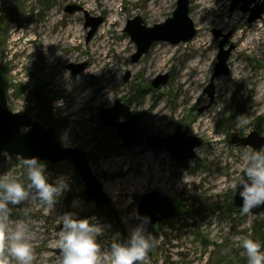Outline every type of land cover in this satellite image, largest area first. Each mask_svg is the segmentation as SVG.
Instances as JSON below:
<instances>
[{
	"label": "rangeland",
	"instance_id": "obj_1",
	"mask_svg": "<svg viewBox=\"0 0 264 264\" xmlns=\"http://www.w3.org/2000/svg\"><path fill=\"white\" fill-rule=\"evenodd\" d=\"M152 1L153 4L151 0H109L106 7L107 0H0V105L11 112H28L45 126H54L62 145L84 149L111 198L107 207L90 199L72 161L57 164L42 161L50 181L63 176L69 187L54 207L43 204L34 192L20 205L9 206L10 221H23L34 235L33 264H61L62 257L57 251L65 213H73L78 218H96L105 228L100 239L107 245L117 234L122 240L123 229L129 234L139 225L140 197L153 190L171 196L179 212L176 217L157 223L151 233L157 243L143 264H248L240 241L251 237L264 246V210L244 215L233 204L236 193L233 185L243 176L241 156L249 149H259L234 144L232 134L245 137L256 131L264 136V106L252 112L259 91L264 92V55L241 48L234 37L235 31L241 29L229 23L239 16L237 26L251 27V8L256 3L252 2L244 11L243 1L232 10L234 0H219L218 6L215 4L218 0H210V8L200 12L199 19L190 14L197 28L195 37H206L207 48L194 43L195 37L179 44L160 40L140 59L134 60L137 45L125 32L128 21L140 16L147 26L163 23L172 16L178 0ZM197 2L190 0V12L197 11ZM72 4L82 9L67 12L65 7ZM100 18L101 23L89 37L91 25ZM254 22L264 32V11ZM74 24L79 28L80 44L60 47V57L53 67L48 66L43 54L44 38L66 31ZM107 27L110 28L108 41H111L107 53L111 52L102 61L103 49L98 48L94 54L93 48L100 41L98 35ZM216 29L220 30V36L214 33ZM226 35L224 48L232 47L227 62L229 72L214 78V99L211 100L205 89L216 71L220 42ZM123 42L126 46H121ZM162 43L166 47L161 52L170 47L177 51L171 54L167 66L156 69L155 57L161 55L155 51ZM93 57L100 58L98 69L101 68L102 74H111L113 82L120 85L112 87L113 99L98 96L96 88L103 83L101 77L86 74ZM237 57L249 76L243 84L232 79ZM110 58L112 62L108 61ZM203 58L207 59L209 69L199 74L197 80H193L194 72L190 73L187 81L191 87L186 90L181 82L182 73L193 60ZM80 63H86L85 69L73 74L68 65ZM166 73L170 74L168 83L154 88L152 80ZM58 74L66 75V85L55 81ZM222 79L228 88L226 97L219 95ZM78 84L87 87L86 98L78 99L80 95L74 88ZM247 86L253 89L248 90ZM116 101L127 103L151 133L173 135L182 126L188 135L200 138L202 144L195 149L196 157L179 161L170 151L151 148L144 142L139 147H117L121 139L116 130L103 127L99 118L101 108L113 107ZM159 104L165 105L170 117L159 119L152 115ZM207 107L217 109L218 114L204 130L198 114ZM241 116L247 119V124L239 123ZM23 160L18 155L1 153L0 174L7 173L27 183ZM158 172L163 173L159 180ZM131 181L136 183L132 185ZM105 184L110 191L104 188ZM108 211L113 216H108Z\"/></svg>",
	"mask_w": 264,
	"mask_h": 264
},
{
	"label": "water",
	"instance_id": "obj_2",
	"mask_svg": "<svg viewBox=\"0 0 264 264\" xmlns=\"http://www.w3.org/2000/svg\"><path fill=\"white\" fill-rule=\"evenodd\" d=\"M244 4L241 8L246 11L252 2L256 5L251 8L250 21H255L262 17L264 11V0H234L232 10L241 2ZM76 6H67L68 12H75ZM100 18L97 23L92 24V30L89 37L96 31L101 23ZM90 25V22H87ZM125 32L131 36V39L137 45V52L134 60L140 59L147 53L155 41H169L172 44L186 42L195 37L197 28L190 17V0H178L171 17L165 22L147 26L144 20L137 16L128 21ZM216 36H220V30H214ZM228 40V36L220 42V51L218 54V64L214 72L210 84L205 91L214 99L213 80L219 73L229 72L228 58L232 49H225L224 45ZM68 67L73 74L82 72L86 63L70 64ZM170 74H159L151 82L154 88L167 84ZM102 126L112 127L116 129L118 137L122 140L123 148L139 147L141 145L140 136L146 138L145 145L157 149H166L171 155L179 161L190 160L196 157L195 149L202 144L198 137L188 135V132L179 126L173 135H161L150 133L141 124L140 120L125 103L116 101L115 106L103 107L99 114ZM123 118V119H121ZM27 128L26 131L22 129ZM232 142L238 146H251L255 149L264 147V136L259 135L256 131L248 136L237 137L236 133L232 134ZM8 153L10 155H18L21 158L37 157L40 161H48L53 164L62 161H72L78 171L79 176L85 184L86 195L94 200L97 205L107 207L110 205L111 199L103 189L101 180L94 173L88 154L81 148L63 146L56 134L55 127H46L38 121H33L32 117L25 111L11 112L4 106L0 105V154ZM233 204L241 207L242 199L239 196V188L234 195ZM178 205L171 196L160 193L156 190L144 193L139 200L138 217L139 224L142 223L144 217L150 218L147 224V231L151 234L157 226V223L176 217L178 214ZM264 210V205L254 208L251 213L258 214ZM128 232L122 230V241L128 237ZM60 253V251H57Z\"/></svg>",
	"mask_w": 264,
	"mask_h": 264
},
{
	"label": "clouds",
	"instance_id": "obj_3",
	"mask_svg": "<svg viewBox=\"0 0 264 264\" xmlns=\"http://www.w3.org/2000/svg\"><path fill=\"white\" fill-rule=\"evenodd\" d=\"M238 121L248 123L242 116ZM241 159L243 176L237 178L233 188L236 191L239 188L241 213L247 215L264 205V149H249ZM23 165L27 183L7 173L0 174V264H11L13 260L15 264H33L35 258L31 243L34 235L23 221H10L9 206L20 205L34 192L43 204L54 207L69 187L63 176L50 181L45 164L37 157L25 158ZM149 222L150 218L144 217L141 224L130 230L126 240H120L117 234L105 245L100 239L105 228L96 218H78L73 213H65L58 239L61 264H143L157 243L147 231ZM240 247L248 264H264V246L260 241L245 237Z\"/></svg>",
	"mask_w": 264,
	"mask_h": 264
},
{
	"label": "bare ground",
	"instance_id": "obj_4",
	"mask_svg": "<svg viewBox=\"0 0 264 264\" xmlns=\"http://www.w3.org/2000/svg\"><path fill=\"white\" fill-rule=\"evenodd\" d=\"M150 1V0H149ZM210 0H198L197 2V11H191L190 14L195 15L197 19L198 18V14L200 12H202L204 9L206 8H210ZM89 3V7L92 6L91 2ZM148 3V2H147ZM151 3L153 4V1L151 0ZM215 4H217V6L220 4L219 0L215 2ZM105 6L108 7L109 6V0H107V2L105 3ZM214 7V6H213ZM104 9V8H103ZM228 17V16H227ZM235 18V17H234ZM109 20V19H108ZM240 21V17L238 16L236 18L235 21H233L232 23H229V25L233 26L235 29H241L238 31H235L234 33V37L235 40L238 43H241V48H250L252 49V51L254 53L257 54H261L264 55V32L261 29V27L259 25H255L256 22H253V25L251 27L247 26L244 29V26H237L238 23ZM117 22V21H114ZM229 21H227L228 23ZM94 24V23H93ZM113 23H111L112 25ZM92 27V26H91ZM104 27V26H103ZM93 28V27H92ZM109 30L110 28L107 27L105 28V30H103L101 32V34H99L98 36H101L100 41H98L99 43L94 44V48H93V52L94 54H96V52L98 51V48H102L103 52H100V57L103 56L102 61H104V59L106 57H110V52L107 53V46L109 43H111V41L109 42L108 40H110L107 35L109 34ZM79 28L76 24L70 26L66 31H59V32H54L53 34H51L50 36H47L44 38V42H43V54L46 55L47 57V61H48V66L53 67L54 66V62L60 57L59 54V48L60 47H66L68 45H73V46H78L80 44L79 41ZM205 35V34H204ZM198 37L200 39H198ZM194 43H196L197 45L203 46L204 48L208 47V39L205 38H201V35H198L194 38L193 40ZM255 45V46H252ZM121 46H126V43L123 42ZM263 46V48L260 50L259 47ZM163 47H166L165 44H161V47L157 48L155 52H159L160 53V57H155L156 60H154L156 62V69L159 68H163L165 66H167L169 64V59L172 53H174L175 51H177L175 49V47H170L168 48L166 51L161 52V49ZM125 48L122 47V51H124ZM109 55V56H108ZM100 58L98 57H93L91 60H89V67L87 68V72L86 74L88 76H93V77H101L103 83H101L99 86H97V90H98V96L100 95L101 98H103L104 100H110L113 99V94H112V87L116 86L119 87V83L113 82L112 79V75L111 74H106V76H104L102 74L101 68L100 70L98 69L99 65H100ZM113 58H110L108 61L112 62ZM153 61V62H154ZM208 61L207 59H201V60H193L188 66L187 69L182 73L183 77L181 79V82L183 83V85L185 86L186 90H189L191 87V84L187 81V77L190 73L194 72V78L193 80H197L199 78V74L205 72L206 70L209 69V66L207 65ZM112 68V67H111ZM111 68L109 69L108 73H111ZM247 74L246 68L245 66L241 63V61L238 59L237 57V61L235 63V67H234V71L232 74V79L233 80H237L239 84H243L245 82V79H248L249 76ZM243 79V80H241ZM59 85H63V84H67V77L66 75H60L58 74L55 80ZM225 79L221 80V86L219 88V95L221 97H226L227 95V87L225 86ZM75 89H77L78 94L80 95V98H86L88 96L87 93V87H82L81 84H78L74 87ZM248 90H252L253 86H247ZM192 94V93H191ZM260 105L263 107L264 106V92L261 93L259 91V96L257 97V99L255 100V102L252 104V112H257L260 109ZM166 107L165 105L159 104L157 106V108H155L152 112L153 116H156L159 119H165L166 117H170L171 114L167 111H165ZM73 112V111H71ZM218 114V110L217 109H211V107H207L202 109L199 114V122L200 124L203 125V129H207L209 127V122ZM163 177V173L162 172H158L157 175V179H161ZM132 180V178H131ZM135 181H131V184H135ZM104 188L107 191H110L109 189V185L105 184ZM118 194V193H115ZM33 241H31L32 243ZM101 242L103 243L104 241L101 240Z\"/></svg>",
	"mask_w": 264,
	"mask_h": 264
},
{
	"label": "flooded vegetation",
	"instance_id": "obj_5",
	"mask_svg": "<svg viewBox=\"0 0 264 264\" xmlns=\"http://www.w3.org/2000/svg\"><path fill=\"white\" fill-rule=\"evenodd\" d=\"M70 6V5H69ZM72 6H76L77 8H79V9H77V10H80V9H82V7H80V6H78V5H76V4H72ZM67 7V6H66ZM66 7H65V10H66ZM76 10V11H77ZM67 11V10H66ZM68 12V11H67ZM37 98H38V95H37ZM127 104V103H126ZM128 105V104H127ZM1 106H3V105H1ZM129 106V105H128ZM130 107V106H129ZM131 109V108H130ZM18 112V111H17ZM28 113V112H27ZM29 114V113H28ZM30 115V114H29ZM31 116V115H30ZM32 117V116H31ZM100 118V117H99ZM138 118V117H137ZM121 119H123V118H121ZM32 120L33 121H37V120H34L33 119V117H32ZM141 122V121H140ZM101 124H102V122H101ZM142 124V123H141ZM143 125V124H142ZM144 126V125H143ZM104 127V126H103ZM145 127V126H144ZM28 127H26V128H24V129H27ZM112 128V127H111ZM114 129V128H113ZM145 129L147 130V131H149L148 129H147V127H145ZM116 130V129H115ZM117 132V131H116ZM150 132V131H149ZM151 133V132H150ZM153 134V133H152ZM158 134V133H157ZM117 136H118V134H117ZM58 138V137H57ZM119 138V137H118ZM140 140H141V145H142V142H144V144H145V142H146V138L144 137V136H140ZM121 142H122V140H121ZM140 145V146H141ZM64 146V145H63ZM120 146H121V144H120ZM147 146V145H146ZM67 147V146H66ZM152 148V147H151ZM154 149H157V148H154ZM84 150V149H83ZM88 154V153H87ZM88 158H89V155H88ZM89 160H90V158H89ZM42 162V161H41ZM62 162H64V161H62ZM90 164H91V162H90ZM102 182V181H101ZM111 199V198H110ZM173 199V198H172ZM174 200V199H173ZM175 201V200H174ZM175 203H176V201H175ZM177 204V203H176ZM178 205V204H177ZM178 208H179V206H178ZM178 212H179V209H178ZM178 215V214H177Z\"/></svg>",
	"mask_w": 264,
	"mask_h": 264
},
{
	"label": "trees",
	"instance_id": "obj_6",
	"mask_svg": "<svg viewBox=\"0 0 264 264\" xmlns=\"http://www.w3.org/2000/svg\"><path fill=\"white\" fill-rule=\"evenodd\" d=\"M113 132V134H114V136L116 137V135H115V133H114V131H112ZM120 145L119 144H117V147H119ZM234 208V207H233ZM238 208V207H237ZM108 216H113V214H112V212L111 211H108Z\"/></svg>",
	"mask_w": 264,
	"mask_h": 264
}]
</instances>
